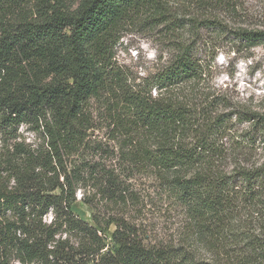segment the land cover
Here are the masks:
<instances>
[{"label": "trees", "instance_id": "16d2710c", "mask_svg": "<svg viewBox=\"0 0 264 264\" xmlns=\"http://www.w3.org/2000/svg\"><path fill=\"white\" fill-rule=\"evenodd\" d=\"M160 1L0 0V264H264V234L247 227L264 229V166L220 167L228 159L213 128L224 116L206 121L213 102L184 97L205 71L193 44L137 85L117 62L124 32L158 21ZM190 22L264 44L263 30H229L216 16ZM94 101L106 109L103 141L89 135ZM250 118L247 142L264 143V114ZM24 123L39 144L21 139ZM143 176L163 180L181 207L180 244L148 243L128 185ZM79 191L96 227L72 210Z\"/></svg>", "mask_w": 264, "mask_h": 264}, {"label": "rangeland", "instance_id": "374dc122", "mask_svg": "<svg viewBox=\"0 0 264 264\" xmlns=\"http://www.w3.org/2000/svg\"><path fill=\"white\" fill-rule=\"evenodd\" d=\"M73 9L79 0H69ZM161 0L158 11L159 20L138 21L124 32L117 53V62L130 79L132 85L161 71L173 59L179 45L193 44L197 60L204 66V75L192 88H186L185 99L204 108L205 103L214 107L207 112L211 117L224 116L225 122L217 127L216 140L226 151L227 161L220 167L227 173L238 169H253L264 166V143L256 140L248 143L247 132L251 130L248 122L251 115L264 114V44L251 47L233 41L227 35L210 31L197 33L190 19L214 18L224 21L229 30L247 29L264 31V0H231L229 7L217 8L211 0ZM166 21L161 23L162 20ZM158 91L154 96H158ZM101 104L94 101L91 115L95 128L89 132L92 141H103L107 136V114ZM215 125V124H214ZM36 127L24 123L19 127L21 139L27 143H40ZM130 188L141 198L140 224L146 233L148 243L178 245L181 243L180 230L184 224L181 207L163 180L152 176L137 177L128 181ZM83 192L77 194L73 212L86 223L96 227L94 211L82 202ZM108 217L104 210L98 213ZM133 218L132 215H128ZM51 215L46 221L51 220ZM253 222V223H252ZM247 227L253 232L264 234L258 221ZM238 225V224H237ZM241 227H244L241 224ZM115 225L104 233L108 245L113 247L112 234ZM247 230V228L245 227ZM205 257L210 254L203 252Z\"/></svg>", "mask_w": 264, "mask_h": 264}]
</instances>
